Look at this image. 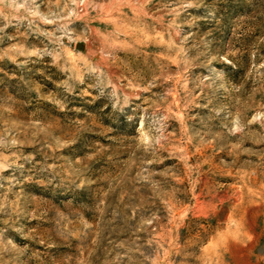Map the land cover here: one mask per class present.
<instances>
[{
  "label": "rangeland",
  "instance_id": "rangeland-1",
  "mask_svg": "<svg viewBox=\"0 0 264 264\" xmlns=\"http://www.w3.org/2000/svg\"><path fill=\"white\" fill-rule=\"evenodd\" d=\"M0 264H264V0H0Z\"/></svg>",
  "mask_w": 264,
  "mask_h": 264
},
{
  "label": "water",
  "instance_id": "water-1",
  "mask_svg": "<svg viewBox=\"0 0 264 264\" xmlns=\"http://www.w3.org/2000/svg\"><path fill=\"white\" fill-rule=\"evenodd\" d=\"M77 48H78V49H81V48H82V46H81V45H78V46H77Z\"/></svg>",
  "mask_w": 264,
  "mask_h": 264
}]
</instances>
